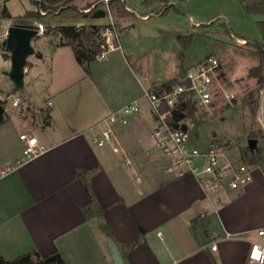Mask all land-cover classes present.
Returning <instances> with one entry per match:
<instances>
[{"label":"crops","instance_id":"obj_1","mask_svg":"<svg viewBox=\"0 0 264 264\" xmlns=\"http://www.w3.org/2000/svg\"><path fill=\"white\" fill-rule=\"evenodd\" d=\"M101 1L108 11L103 17L54 23L49 19L50 25L102 29L112 24L119 38L122 29L131 34L136 28L134 19L145 22L163 15L145 11L143 0H118L124 5L123 14L111 12L114 0H108L112 4L71 0V4L87 12ZM10 25L14 24L7 29ZM170 37L169 41H178L180 36ZM58 40V35L43 31L32 38L36 54L26 59L20 89L24 105L3 104L0 256L11 260L24 253L58 252L64 264H112L111 242L99 217L85 218L81 211L88 196L77 170L94 168L91 190L125 264H212L211 260L254 264L247 253L257 228H264V172L253 167L246 186L208 191L190 174L168 170L167 158L150 136L156 122L144 96L145 90L160 89L164 75L134 71L147 66L148 60L136 56L130 61L126 44L80 65L71 48ZM128 102L137 103L139 111L127 124L114 125L111 142L97 145V122ZM23 131L44 146L41 153L23 158L18 138ZM227 160L223 155L221 161ZM239 163L240 155L234 164ZM211 242L216 243L215 250L210 249Z\"/></svg>","mask_w":264,"mask_h":264},{"label":"rangeland","instance_id":"obj_2","mask_svg":"<svg viewBox=\"0 0 264 264\" xmlns=\"http://www.w3.org/2000/svg\"><path fill=\"white\" fill-rule=\"evenodd\" d=\"M173 1L175 5L161 16L151 17L145 22L134 19L136 28L130 31L131 34L128 29H122L119 44L127 45L130 61H135L136 56L140 59L144 56L143 60H148L147 66L139 70L135 67L134 71L144 70L153 77L162 74L163 82L175 80L176 76L206 56L216 57L220 87L215 94L211 114H201L195 109L192 116L182 122L190 132L198 134L200 144L214 143L222 147L225 157L233 164L239 161V149L247 145L248 139H255V149H259L262 163L246 165L259 167L264 172V82L258 84L255 77L248 75L258 59L253 48L246 44V41L262 42L257 21L264 20V14L247 13L237 0ZM4 2L11 14H22L11 18L0 15V100H6L5 106L10 107L12 98L16 96L23 106L21 87H17L8 76L10 52L4 49L3 44L9 23L34 25L37 21L22 18L23 11L33 7L29 0H0V9L5 6ZM43 16L39 20L43 28L47 21L49 26L51 20L53 23L57 21L52 18V13ZM188 34H191V40L185 47L180 45L176 49L173 38L169 41L171 35ZM235 36L246 40H236ZM31 46L33 51L26 59L36 54V43H31ZM26 64L29 62L25 61ZM221 88L232 92L234 98L231 101L224 99ZM259 217L263 218V215Z\"/></svg>","mask_w":264,"mask_h":264},{"label":"built area","instance_id":"obj_3","mask_svg":"<svg viewBox=\"0 0 264 264\" xmlns=\"http://www.w3.org/2000/svg\"><path fill=\"white\" fill-rule=\"evenodd\" d=\"M105 3L108 0H104ZM44 14V12H41ZM43 26L37 24V30L43 31ZM102 51L96 56L101 59L106 50L119 47V38L112 24L106 25L100 31ZM219 61L214 56H206L195 65L190 66L183 74L175 77V81L169 89L145 90L150 111L156 125L150 136L154 146L168 160V170L176 174H190L205 190L215 191L224 187L237 189L246 186L251 180L252 168L246 164L234 165L230 161L222 162L224 149L218 144H200L198 134L180 128H174L171 121L174 110H177L180 102L188 99L201 114H211L213 101L218 83L217 69ZM224 99L231 101L234 98L232 92L221 88ZM19 104V98L14 97L12 105ZM164 106V108H162ZM139 111L135 102H128L102 117L98 122L99 132L94 138L97 145H104L113 139V127L115 124L125 125L129 117ZM184 112V111H183ZM178 123H183L179 121ZM18 138L23 142L22 156L30 158L44 150L36 137L26 131L20 132ZM113 151L119 149L113 145ZM255 238L250 240L247 258L254 264L264 263V228H257ZM210 249H216V243L211 242Z\"/></svg>","mask_w":264,"mask_h":264},{"label":"trees","instance_id":"obj_4","mask_svg":"<svg viewBox=\"0 0 264 264\" xmlns=\"http://www.w3.org/2000/svg\"><path fill=\"white\" fill-rule=\"evenodd\" d=\"M33 8L24 10L22 18L28 20L39 21L44 18L43 15L52 13V18L56 19H78L84 17H103L108 11L104 8V5L101 2L93 4L90 6V9L87 12L79 11L73 4L71 0H29ZM113 1V0H112ZM112 1L108 2L112 4ZM113 2L115 12L118 14H123L125 11L123 8V3L114 0ZM241 7L249 14H264V0H237ZM141 6L145 11H148L153 14H165L167 10L173 5L169 2V0H143ZM113 10V7L111 8ZM41 12H44L42 14ZM0 15L4 18H11L10 13L7 8L4 6L0 9ZM41 22V21H39ZM15 25L25 26V27H34L32 23H16ZM258 29L262 35V42H250L246 41V44L253 48L254 53L257 56L258 63L256 66H253L249 69L248 75L250 77H255L257 79L258 84H262L264 82V20L257 21ZM101 27L96 25H82L80 27H75L72 25H56L49 26L46 25L43 29V34H53L58 35L59 45H67L71 48L75 60L83 65L86 62H89L96 58V56L102 51L101 44L103 43L100 37ZM236 40L245 41V38L235 36ZM178 43L185 47L191 40V34L180 36L178 39ZM4 49L8 50L3 44ZM175 80H167L162 82L160 85V89H169L171 84ZM3 100H0V103L3 104ZM164 108V106L162 107ZM196 108L194 105L188 100L180 102L177 110H174L171 121L179 122L183 119L192 116V112ZM184 111V112H183ZM187 128H189L187 126ZM240 159L244 164L247 165H260L262 163L258 156L259 149L250 150L248 146H244L239 149ZM94 168L89 169H78L76 177L82 183L85 192L87 193L88 200L87 202L81 206V211L85 218L89 216H97L100 219V228L104 232V234L109 237V240L114 243L111 239L112 235L109 228L102 221V212L98 206L96 198L91 190V184L89 181V176L92 173ZM140 236L143 238L144 231L139 227ZM131 243L125 244L129 246ZM123 257V256H122ZM124 258V257H123ZM212 264H216L214 260H211ZM0 264H64V261L58 252H54L48 254L47 256H40L38 253H24L22 255L17 256L14 259L6 260L0 256Z\"/></svg>","mask_w":264,"mask_h":264},{"label":"water","instance_id":"obj_5","mask_svg":"<svg viewBox=\"0 0 264 264\" xmlns=\"http://www.w3.org/2000/svg\"><path fill=\"white\" fill-rule=\"evenodd\" d=\"M38 34L39 31L34 27H25L14 24L10 25L7 29L4 44L10 52V71L8 72V76L17 87H22L23 68L25 66L26 57L33 51L31 40ZM175 43L177 44V48H180L179 43L177 41H175ZM5 102L6 100H4L3 104ZM3 104L0 103V119L4 111ZM173 127L180 128L183 131L187 130V125L184 123L175 122ZM255 144V139H248L247 146L250 150L255 149ZM110 242L112 264H125L115 243L112 241Z\"/></svg>","mask_w":264,"mask_h":264},{"label":"bare ground","instance_id":"obj_6","mask_svg":"<svg viewBox=\"0 0 264 264\" xmlns=\"http://www.w3.org/2000/svg\"><path fill=\"white\" fill-rule=\"evenodd\" d=\"M262 264H264V263H262Z\"/></svg>","mask_w":264,"mask_h":264}]
</instances>
